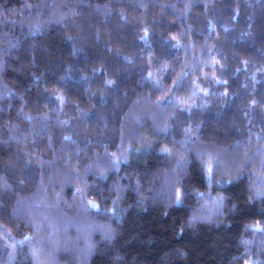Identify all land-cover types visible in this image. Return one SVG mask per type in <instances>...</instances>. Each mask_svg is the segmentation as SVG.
<instances>
[{
	"label": "trees",
	"instance_id": "trees-1",
	"mask_svg": "<svg viewBox=\"0 0 264 264\" xmlns=\"http://www.w3.org/2000/svg\"><path fill=\"white\" fill-rule=\"evenodd\" d=\"M0 264H264V0H0Z\"/></svg>",
	"mask_w": 264,
	"mask_h": 264
},
{
	"label": "snow or ice",
	"instance_id": "snow-or-ice-1",
	"mask_svg": "<svg viewBox=\"0 0 264 264\" xmlns=\"http://www.w3.org/2000/svg\"><path fill=\"white\" fill-rule=\"evenodd\" d=\"M208 171H209V173L211 172V168H209L208 169ZM179 196H180V194L179 193H177V202L179 203ZM90 204H91V202H89ZM93 207H96V205H92ZM35 254V253H34Z\"/></svg>",
	"mask_w": 264,
	"mask_h": 264
}]
</instances>
